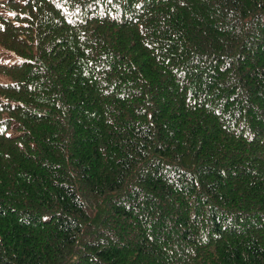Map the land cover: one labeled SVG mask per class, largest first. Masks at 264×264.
<instances>
[{"label":"trees","instance_id":"obj_1","mask_svg":"<svg viewBox=\"0 0 264 264\" xmlns=\"http://www.w3.org/2000/svg\"><path fill=\"white\" fill-rule=\"evenodd\" d=\"M0 264H264V0H0Z\"/></svg>","mask_w":264,"mask_h":264}]
</instances>
